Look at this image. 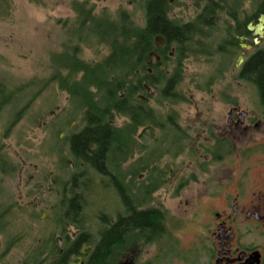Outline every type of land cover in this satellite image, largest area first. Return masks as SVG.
Masks as SVG:
<instances>
[{
    "label": "flooded vegetation",
    "instance_id": "af4514ba",
    "mask_svg": "<svg viewBox=\"0 0 264 264\" xmlns=\"http://www.w3.org/2000/svg\"><path fill=\"white\" fill-rule=\"evenodd\" d=\"M123 1L135 8L136 14L126 13L133 25L143 27L145 10L138 8L139 0ZM188 1L189 5L180 4L176 12L172 8L162 11L166 21L180 30L177 39L167 40L157 34L146 49L133 52L132 85L142 89L136 98L145 103L153 122L137 127L134 136L124 140L119 154H106L102 170L87 160L76 163L66 142L68 136L60 139L66 148L68 171L80 172L66 181H58L49 172L38 182V195L26 207L41 212L40 219L48 221L57 203L68 205L75 197L78 224L53 222L60 226L59 234L54 239L50 236L41 248L38 238L37 247L18 264H50L58 257H64L61 264H87L96 245L113 227L117 237L109 252L113 258L110 264H264V106L246 110L231 103L225 119L210 123L202 113L192 117L189 128L180 126L178 115L163 117L149 106L156 96L151 86L182 98L179 88L186 64L205 68L201 74L208 80L204 91L218 86L221 95L237 91L247 96L250 90L258 94L255 77L247 65L255 57L264 58V30L259 35L250 29L264 17V6L262 0ZM93 13L89 11L86 25H82L86 29L80 28L82 33L76 41L87 48L109 47L94 32L96 22L105 15L94 17ZM158 37L162 41L156 42ZM70 53L78 58L76 50ZM73 125L71 134L83 128L80 123ZM109 125L114 126V122L109 121ZM146 127H152L155 136L143 144L138 136ZM256 135L261 139L253 142ZM159 160L165 163L156 172L153 163ZM24 169L22 160L12 173L17 175L18 191ZM36 170L34 166L23 185L34 186ZM197 176L205 179L186 200V185ZM168 196L184 203L187 209L169 217L165 204L170 200ZM51 199L57 200L56 204H50ZM86 209L91 211L86 213ZM141 212L150 214L143 225L133 217ZM188 228L193 231V241L183 253H175L178 239L174 233Z\"/></svg>",
    "mask_w": 264,
    "mask_h": 264
},
{
    "label": "rangeland",
    "instance_id": "374dc122",
    "mask_svg": "<svg viewBox=\"0 0 264 264\" xmlns=\"http://www.w3.org/2000/svg\"><path fill=\"white\" fill-rule=\"evenodd\" d=\"M188 2L181 0L170 8L176 12L180 4L187 6ZM91 10H94V17L105 15L110 19L119 10L136 14L135 8H129L123 0H0V85L5 87V93L22 89L10 99L9 106L0 111V162L10 164L15 172L21 161L25 162L20 191L16 189V174L8 169L6 173H0V264H18L37 247L38 238L41 248L49 242L50 236L54 239L59 234L60 226L52 223L59 219L61 201L56 204L57 200H50V204L58 205L51 213L50 221L41 220V212H35L26 204L37 197V184L49 172H53L58 181H66L71 174L80 172H69L65 166V145L62 142L57 144L56 137L64 140L65 135L71 134L70 126L79 124L80 120L73 117L68 95L59 87V81L66 76V69H61L55 62L66 47L75 49L78 59L85 63L101 62L107 56L108 48L105 46L90 45L92 48H87L76 41L80 28L86 29L78 20L79 12L91 13ZM203 69L196 64H186L179 88L182 102H157L158 98L154 97L149 102L153 112L163 117L176 114L180 126L189 128L192 117L202 113L210 123L225 119L231 103L246 110H254L260 105L256 91L250 90L247 96L237 91L221 95L218 86L204 91L208 80L201 75L206 72ZM51 79L54 82L51 83ZM17 112L21 116L14 121ZM113 122L116 128L127 124L120 117H115ZM195 132L196 129L191 132L192 137ZM252 139L258 142L261 137L256 135ZM164 163V160L153 163L156 172L163 168ZM34 166L37 168L34 186L23 185L27 176L33 174ZM204 179L197 176L192 184L186 185L183 193L186 200L200 188ZM168 197L170 200L165 204L169 217L174 218L177 211L187 209L184 203ZM85 211L89 213L91 209ZM174 234L178 239L175 253H183L182 250H186L194 239L193 231L188 228Z\"/></svg>",
    "mask_w": 264,
    "mask_h": 264
},
{
    "label": "trees",
    "instance_id": "16d2710c",
    "mask_svg": "<svg viewBox=\"0 0 264 264\" xmlns=\"http://www.w3.org/2000/svg\"><path fill=\"white\" fill-rule=\"evenodd\" d=\"M138 8L145 10L146 22L143 27L134 26L129 16L122 10L117 13L114 20L103 16V20L96 22L94 32L99 35L98 40L109 46L108 55L103 61L93 64L82 62L70 53L69 47L65 48V55L57 57L58 62L55 64H59L61 69H66L67 76L59 81V87L68 95L69 106L74 111L73 117H78L83 125L80 132L72 133L66 138L76 163L87 160L92 166L102 170L106 154L111 153L112 156L119 154L124 140L127 141L137 127L153 122V119L148 117L145 103L136 98L142 89L132 85L133 52L146 49L151 37L157 34H162L167 40L177 39L180 30L167 22L163 16V9L170 8L168 0H139ZM79 13L80 24L86 25L84 21L88 18L89 12ZM81 33L82 31L78 32ZM132 40H135V45L132 44ZM247 69L255 77L254 85L258 91V100L260 105L264 106V58L262 56L253 58ZM50 82H54V79ZM151 88L155 90L157 102L160 100L176 103L181 100L180 97L168 95L166 89L155 86ZM4 90L6 91L5 87L0 85V111L9 106L10 99L22 89L7 93ZM38 94L39 92L34 95ZM20 116V112H17L14 121ZM115 117L124 118L127 124L121 128L110 126L109 121H113ZM56 139L57 144L62 142L58 137ZM9 165L0 162V173H6V169L13 173L15 168ZM59 211L60 223L78 224L79 208L75 197L68 205H61ZM148 215L150 214L141 212L133 217L143 225ZM151 217L154 221L155 216ZM116 237L114 227L106 232L94 248L87 264H110L113 258L109 256V252L116 243ZM62 259L64 257H58L55 263L50 264H61ZM38 264L44 263L40 261Z\"/></svg>",
    "mask_w": 264,
    "mask_h": 264
},
{
    "label": "water",
    "instance_id": "95a60500",
    "mask_svg": "<svg viewBox=\"0 0 264 264\" xmlns=\"http://www.w3.org/2000/svg\"><path fill=\"white\" fill-rule=\"evenodd\" d=\"M264 17L260 18L259 21V25L256 27H251L250 29L260 33L259 35H262V31L264 30ZM162 41V39L160 37L156 38V42H160ZM147 93H150V89L148 87H145ZM155 136V132L154 129L152 127H146L144 128L141 133L138 136V139L140 140V142H142L143 144H147L148 142H150ZM45 218V216H44ZM59 242V240H58ZM59 250V246L57 247L56 251ZM79 262H81V259H79Z\"/></svg>",
    "mask_w": 264,
    "mask_h": 264
}]
</instances>
